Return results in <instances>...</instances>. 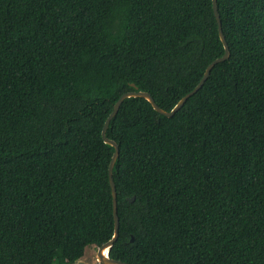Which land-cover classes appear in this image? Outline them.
I'll return each mask as SVG.
<instances>
[{"label":"trees","instance_id":"16d2710c","mask_svg":"<svg viewBox=\"0 0 264 264\" xmlns=\"http://www.w3.org/2000/svg\"><path fill=\"white\" fill-rule=\"evenodd\" d=\"M216 3L227 59L171 117L109 121L111 259L264 264V0ZM223 52L212 0H0V264L109 240L114 103L169 111Z\"/></svg>","mask_w":264,"mask_h":264},{"label":"water","instance_id":"95a60500","mask_svg":"<svg viewBox=\"0 0 264 264\" xmlns=\"http://www.w3.org/2000/svg\"><path fill=\"white\" fill-rule=\"evenodd\" d=\"M212 7H213V12L214 15L217 19V23H218V34L220 37V40L223 43L224 46V52L223 54L212 60L205 68L204 73L201 77V79L198 81V83L195 85V87L187 92L185 95H183L178 102L169 110L166 111L162 108H160L154 101V99L151 97V95L148 92L145 91H138V90H134V91H127L123 94L120 95V97L116 100V102L114 103L111 112L108 114L107 118L104 121L103 127H102V131H101V135L102 138L104 140L105 143H108L110 145H112L114 147V151L111 155L109 164H108V177H109V184H110V188H111V194H112V209H113V218H114V233L112 235V237L107 240L106 242H104L103 244H101L98 247L97 250V260L99 262V264H128L126 262L120 261V260H116V259H111L108 256V250L109 248L113 245L114 241L117 239L118 237V216H117V202H116V188H115V184L113 182V178H112V170H113V166L115 163V160L118 156V145L116 144L115 141L108 139L105 136L106 133V129L108 127L109 121L110 119L117 113L122 101L127 98V97H142L144 99H146L151 106L153 107V109L158 112L159 114H162L166 117H171L176 111H178L182 105L185 103V101L187 100L188 97H190L191 95H193L205 82V80L207 79V77L209 76V73L212 69V67L221 62L224 61L225 59H227V57L229 56V49H228V45L226 43L224 34L222 32L221 29V21H220V17L217 11V3L216 0H212ZM130 201L133 200V198L129 199ZM132 240V238H131ZM75 264H87L82 260H78Z\"/></svg>","mask_w":264,"mask_h":264},{"label":"rangeland","instance_id":"374dc122","mask_svg":"<svg viewBox=\"0 0 264 264\" xmlns=\"http://www.w3.org/2000/svg\"><path fill=\"white\" fill-rule=\"evenodd\" d=\"M97 250H98V247L95 245L86 246L84 250V255L79 260H82L87 264H99L97 260Z\"/></svg>","mask_w":264,"mask_h":264}]
</instances>
